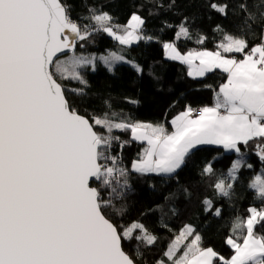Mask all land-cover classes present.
Returning a JSON list of instances; mask_svg holds the SVG:
<instances>
[{
  "label": "snow or ice",
  "instance_id": "snow-or-ice-1",
  "mask_svg": "<svg viewBox=\"0 0 264 264\" xmlns=\"http://www.w3.org/2000/svg\"><path fill=\"white\" fill-rule=\"evenodd\" d=\"M202 3L225 19L241 17L236 32L216 25L214 50H180L179 40L193 39L187 16L178 26L166 24L174 36L161 42L146 32L138 12L120 24L92 0H79L84 14L75 17V0H0V264H147L141 249L150 251L159 237L139 220L123 219L130 175L171 177L197 149L214 147L237 159L226 173L208 161L200 176L217 197L231 201L242 170L253 168L248 150L264 164V0L254 10L248 0ZM174 6L168 0L167 7ZM100 33L122 48L155 40L189 77L218 70L225 82L213 89L211 106H189L177 115L171 132L115 110L109 99L99 110L81 111L91 88L86 72L101 64L110 73L120 64L144 72L123 52L81 51ZM206 40L196 33L197 45ZM133 142L145 146L129 166L123 150ZM247 187L259 204L234 211L224 238L228 256L186 224L153 264H264V170ZM183 193L193 195L188 188ZM200 203L204 213L223 219V208L211 199Z\"/></svg>",
  "mask_w": 264,
  "mask_h": 264
},
{
  "label": "trees",
  "instance_id": "trees-1",
  "mask_svg": "<svg viewBox=\"0 0 264 264\" xmlns=\"http://www.w3.org/2000/svg\"><path fill=\"white\" fill-rule=\"evenodd\" d=\"M260 0H248L250 10ZM76 15H83L79 0H75ZM92 3L108 11L116 18V22L124 24L133 12H138L146 21L145 30L154 35L159 41H171L175 28H168L166 24L178 26L187 16L190 18L193 39L179 40L177 46L181 51L193 48H207L214 50L220 40V34L213 31L216 25H222L230 32H236V25L241 23L239 15H230L228 19L209 13L203 6L202 0H175V6L168 8V0H92ZM163 3L164 7L158 5ZM211 16V19L209 18ZM196 33L207 36L204 45L195 43ZM250 43L255 38L249 34ZM85 53L97 55L107 54L109 51L123 52L129 60H134L144 69L143 75H138L129 65H117L110 73L98 65L95 73L86 72L91 88L86 103L81 107L89 110L101 109L102 99H109L117 111L130 115L132 118L162 124L171 132V121L185 111L192 108L211 106L214 101L213 89L218 90L225 82V74L218 70L209 73L203 79H193L187 75V68L179 62L167 60L164 57L162 43L155 40L150 43L140 42L131 48H122L111 37L100 33L94 37L85 49ZM210 85L211 87H206ZM125 98L138 100V105L127 102ZM79 103V101H77ZM122 139H128V133H118ZM144 144L131 143L123 150L125 164L137 158ZM217 157V159H213ZM253 165L251 169H243L235 194L231 201L216 196L207 178L200 176V167L211 161L217 173L227 172L231 162L237 159L234 153L223 152L214 147H201L188 158L187 164L177 174L129 177L131 185L124 200L127 209L125 221L139 220L159 237L158 243L150 251L144 252L147 264L159 258L170 241L179 234L186 224H191L203 237L204 244L211 246L224 256L230 254V249L224 244V238L229 231V223L234 211L241 214L254 201L252 190L247 187L255 175L264 170V164L251 150L245 157ZM188 188L191 197L183 193ZM211 199L214 205L223 208V219L216 218L202 211L200 201Z\"/></svg>",
  "mask_w": 264,
  "mask_h": 264
},
{
  "label": "built area",
  "instance_id": "built-area-1",
  "mask_svg": "<svg viewBox=\"0 0 264 264\" xmlns=\"http://www.w3.org/2000/svg\"><path fill=\"white\" fill-rule=\"evenodd\" d=\"M199 108H201V107H196V108H193V109H197L198 110Z\"/></svg>",
  "mask_w": 264,
  "mask_h": 264
},
{
  "label": "rangeland",
  "instance_id": "rangeland-1",
  "mask_svg": "<svg viewBox=\"0 0 264 264\" xmlns=\"http://www.w3.org/2000/svg\"><path fill=\"white\" fill-rule=\"evenodd\" d=\"M95 55H97V54H95ZM103 55H105V54H103ZM245 160H246V162L248 163V161H247V159L245 158Z\"/></svg>",
  "mask_w": 264,
  "mask_h": 264
}]
</instances>
